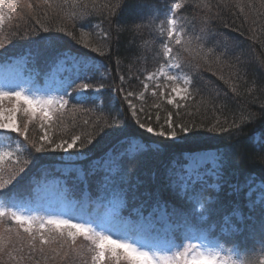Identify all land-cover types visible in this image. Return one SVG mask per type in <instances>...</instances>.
Returning a JSON list of instances; mask_svg holds the SVG:
<instances>
[{
  "label": "trees",
  "instance_id": "1",
  "mask_svg": "<svg viewBox=\"0 0 264 264\" xmlns=\"http://www.w3.org/2000/svg\"><path fill=\"white\" fill-rule=\"evenodd\" d=\"M0 3V64L26 59L41 87L54 76L71 83L62 84V94L56 97L68 104L59 109L54 103L50 120L26 113L23 104L17 107L18 127L27 130V139L20 131L12 134L24 147L13 161L0 165V183L5 185L0 203L32 198L35 184L63 159L62 149H52L79 135L81 140L70 152L85 157L79 162L84 178L62 176L71 199L87 194L100 203L98 209L95 204L89 207L94 212L110 201L123 202L126 218H137L139 209L146 215L154 207H164L178 224L173 235L180 246L186 244V236L199 231L240 258L241 264H264V200L257 201L256 192L251 198L247 195L249 186L264 190V0ZM171 17L177 21L178 38L169 36ZM71 57L82 60L79 66L54 75L61 62L76 63ZM170 58L191 81V95L178 101L180 109L166 103L169 84L148 80ZM82 85H87L83 99L77 97ZM169 112L176 137L166 123ZM137 119L146 127L141 128ZM190 122L195 129L181 133L180 124ZM147 126L154 132L148 133ZM161 130L165 135H156ZM45 133L51 144L42 140ZM133 141H138L136 149ZM8 142L14 144L13 139ZM41 144L45 150L36 152L34 146ZM201 152L218 157L217 187L210 186L214 182L208 177L184 191L182 181L173 179L175 163L181 165ZM107 160L111 164L105 168ZM190 197L207 203L205 220L198 219L196 201ZM235 211L242 215L240 220ZM27 227L8 214L0 217V264H94L89 247L93 245L82 243L81 236L73 242L66 232L51 234L37 227L26 232ZM42 234L48 243H42Z\"/></svg>",
  "mask_w": 264,
  "mask_h": 264
},
{
  "label": "rangeland",
  "instance_id": "2",
  "mask_svg": "<svg viewBox=\"0 0 264 264\" xmlns=\"http://www.w3.org/2000/svg\"><path fill=\"white\" fill-rule=\"evenodd\" d=\"M4 1V0H0ZM176 19L171 17L169 19V33L171 32V38H178L180 36L177 21L173 26L170 24V21ZM70 60H77L73 57L69 58ZM80 61L72 66H66L64 63L60 65L54 71V75H59L65 72L67 69H73L79 66ZM64 62V61H63ZM174 59L170 58L166 66L161 68L157 73L152 75L153 79L149 80L150 83H160L164 81L167 85L173 86V83L179 85L180 87H187L189 91L190 84L185 85V80L190 78L181 73L178 68L172 67ZM174 75L177 77L175 82H171L167 79V75ZM65 79H62L60 76H54V80L48 86L41 87L35 76L32 74L31 70L28 67V61L26 59H12L10 62L0 64V91H10V90H22L25 94L33 98L49 99L53 98L56 100L57 94H62V84L66 86L71 84L70 81L66 83ZM78 98L81 96L85 97L86 89L84 92L79 90ZM172 95L171 90L169 97ZM94 96L98 98V92L94 91ZM0 123H13V118L15 125L18 126L17 121V104L16 102L4 100L0 102ZM18 131H12L11 129H0V165L4 162L11 160L13 161L16 158L17 152H21L24 145L19 138H16L13 133ZM9 139H13L14 144L8 142ZM138 141H133V147L136 149ZM14 146V147H13ZM142 147V146H141ZM71 149H68L67 152H63V159L61 163L56 166L54 172H48L47 176H43L34 187V196L32 198H21L16 197L12 198L7 203H0V209L5 211V216L13 212L18 215L29 218L30 227L41 228L40 225L43 223V231L52 233H65L68 234L67 229H62L60 231H48L51 226L47 224L49 218H58V219H68L71 223H84L86 225H91L93 228H96L97 231L104 234H110L113 239H122L127 242H140L137 243V246L141 244H160L165 243L164 239H173L175 246L171 251H160V253L171 255L175 251H183L185 245L180 246L178 242L174 239L173 230L176 229L177 225L175 222L172 223L170 219L169 212L164 207H154L150 213L143 215L139 210L137 211V218L133 217H123L122 209L124 203L120 201H110L109 204L102 210L94 212L89 210V207L95 204L97 209L100 206L99 202H93L92 199H89L88 195H83L79 200L71 199L69 196V188L65 182L66 175H75L79 180L84 178V171L82 166L79 163L85 157L75 156L72 154ZM217 155L214 152H201L194 155L188 156L185 158L184 163L181 165L180 162L175 163L177 170L173 175L174 180L182 181V187L184 191L187 189H192V184L197 180L203 181L205 183V178L212 177L213 182L210 184L211 187H217L215 183L218 179V173L216 170L217 164ZM94 163V168L97 166ZM111 164V161L107 160L104 162V167L107 168ZM251 185V184H250ZM250 191L247 194L251 198L252 193L256 192L257 201L264 200V190L257 186L248 188ZM190 199L195 200L196 210L194 212L198 215V219H206V215L203 214L205 210V201H201L198 197H190ZM234 216L240 220L242 215L240 212L235 211ZM13 217V216H12ZM16 220L15 218H13ZM200 219V220H201ZM202 220V221H203ZM204 225V224H203ZM204 231H207V226L204 225ZM205 236L207 239L205 244L207 247H203L202 251H214L219 253V262L218 264H241L240 258L226 252L222 249L220 244L215 243L206 233L193 231L190 235ZM81 235L77 234L75 237H80ZM82 237V243L87 244L91 243L93 246L90 247L91 254L94 257L99 251L96 246L92 243L91 240L85 239ZM72 238V237H71ZM188 242V241H187ZM186 242V243H187ZM195 243H200V240L193 241ZM81 243V242H80ZM94 264H100L99 261L93 260ZM113 262L114 264H128V261L125 260L122 256V250L117 249V256L113 257L111 252L105 253V259L103 263Z\"/></svg>",
  "mask_w": 264,
  "mask_h": 264
},
{
  "label": "snow or ice",
  "instance_id": "3",
  "mask_svg": "<svg viewBox=\"0 0 264 264\" xmlns=\"http://www.w3.org/2000/svg\"><path fill=\"white\" fill-rule=\"evenodd\" d=\"M29 8L32 7L31 4L28 5ZM182 7L181 4L177 3L175 5L176 9H180ZM3 4L0 3V24L3 23ZM171 25H175L176 21L172 20L170 21ZM48 29L45 28V31ZM169 35L171 36L172 33L170 32ZM176 43L180 44V39H176ZM2 47V45H0ZM93 51H99V49H93ZM167 53L171 55L172 49L168 48ZM172 67L180 68L179 63H175L172 65ZM153 77L149 76L148 80H152ZM167 79L171 82H175L177 80V77L174 75H167ZM185 85L190 84L191 81L185 80ZM87 88V85H82L80 91L84 92ZM235 90V89H234ZM171 93L172 95L170 98H166V103L168 105L173 106L176 109L181 108V103L178 101H187L191 95L189 93L187 87H180L179 85H176L173 83V86L171 87ZM79 95V93H78ZM153 96H156L157 93L153 92ZM163 95V93L161 94ZM81 99H83V96H81ZM4 100L9 101H15L17 104V107H19L21 104L25 105V112L30 113L32 116H36L37 113H40L42 117L51 119V115L49 112V109L52 107V105L58 104L59 109H63L67 104L68 100L63 99L61 97L59 100H54L53 98L49 99H41V98H33L27 94H25L22 90H10V91H0V102ZM157 108L160 107L159 104L156 105ZM132 116L136 117L137 112L135 108L133 107ZM0 119H2V115H0ZM160 117L157 116L156 120L159 122ZM141 128H145V124L140 123L139 119L136 121ZM88 122L85 121V124ZM166 123L169 128H171L170 135L172 137L177 136V131L175 127H173V114L172 112H169L166 118ZM43 127V125H41ZM180 132L181 133H187L190 131H193L196 127L194 122H190L189 124H180ZM0 129H11L12 131H20L21 135L25 136V139H27V130L21 131L18 126L15 125L14 118L13 123H0ZM227 130V129H226ZM146 131L148 133H153L154 129L151 126H147ZM156 135L164 136V131H158L156 132ZM42 140L47 141L49 144H51V140H49L47 134L42 137ZM81 140V136L76 135L72 139L71 143H68L67 141L57 144L55 148L52 150L55 151L56 149H62L63 151L67 152L68 149L73 148L77 141ZM88 143H91V140L88 141ZM65 144H67V147H65ZM36 152H42L45 150L44 145L41 144L39 146H34ZM17 163H21L18 161ZM23 164H28V160L22 161ZM22 170V169H21ZM5 185L3 183H0V189H3ZM5 211L3 209H0V217H3L5 215ZM13 218L16 219L18 223L21 225L28 223L30 225V220L27 217L18 215L17 213L13 212L11 214ZM47 224L51 226L50 229H47L48 231H60L62 229L68 230V235L73 238V242L75 240V236L77 234L83 236L85 239L91 240L92 243L96 246V248L99 250L94 257L96 261H99L100 264L105 259V253L111 252L113 257L117 256V249L122 250V256L125 260L128 261V264H218L219 262V253L208 250V251H202L201 249L203 247H207L205 244L206 237L205 236H197V235H188L185 237V240L188 241L186 243V246H184L183 251H175L172 252L171 255L168 254H161L159 250L164 251H171L172 248L175 246L173 239H164L165 243L163 245L160 244H141V246H137V243L140 242H127L122 239H113L110 234H104L102 232L97 231L96 228H93L91 225H86L84 223H71L68 219H58V218H49L47 220ZM41 228L44 227L43 223L40 225ZM26 232L30 231V226L24 229ZM63 234V233H62ZM41 241L42 243H48V240L45 238V236L41 235ZM200 240V243H195L193 241Z\"/></svg>",
  "mask_w": 264,
  "mask_h": 264
}]
</instances>
